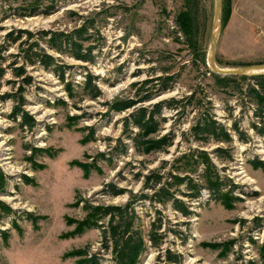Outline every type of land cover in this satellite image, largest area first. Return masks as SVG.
<instances>
[{
    "label": "rangeland",
    "instance_id": "rangeland-1",
    "mask_svg": "<svg viewBox=\"0 0 264 264\" xmlns=\"http://www.w3.org/2000/svg\"><path fill=\"white\" fill-rule=\"evenodd\" d=\"M214 14L215 0H0V264H116L83 222L128 204L146 243L136 264H264V116L234 86L252 75L223 87L211 74ZM89 49L92 62L75 57ZM215 62L264 65V0H222ZM120 100L134 104L111 111ZM210 118L232 142L196 135Z\"/></svg>",
    "mask_w": 264,
    "mask_h": 264
},
{
    "label": "trees",
    "instance_id": "trees-1",
    "mask_svg": "<svg viewBox=\"0 0 264 264\" xmlns=\"http://www.w3.org/2000/svg\"><path fill=\"white\" fill-rule=\"evenodd\" d=\"M21 33V32H20ZM21 35H18L17 38H19ZM16 38V39H17ZM91 53V49L86 54H82V51H79L77 54H75V57H77L80 60L84 61H93V58H89ZM34 55V53H33ZM36 56V55H35ZM44 63L46 61L42 60ZM214 80L219 86L227 87L229 83H234L235 78L232 76H223L220 74H216L214 72H211ZM88 78V84H91L93 82V78L91 76H87ZM247 77L240 76L241 81H245ZM253 80V84L250 82L246 84V90L241 89V84L238 82L234 83V86L237 90H239L240 93L244 94V96L249 100V102L255 104L258 106V110H256V115L264 116V75H256L251 76L250 78ZM172 87V84L165 83L163 86V91L168 90ZM96 89V87L94 86ZM100 96V93L96 91L95 94H92V97L94 99L98 98ZM149 96H144L143 99H147ZM176 101L174 99H171L169 101L163 102L161 104L156 105V108L153 112H156V114H159L163 108V106H167L170 109L175 108ZM134 104L133 101L127 100H120L113 103L110 110L114 112H122L126 109L130 108ZM148 112L145 109H139L135 114L132 115V122L135 126L138 127V129L143 132L149 130V125L152 121V117H150L147 120ZM193 130L195 131L196 135L202 137H211L215 138L216 141L219 142H232V137L230 133L225 129L224 126L216 122L214 119H207L203 123H200L196 125ZM155 132V131H154ZM151 131V133H154ZM150 133V132H149ZM241 135V134H240ZM135 139V137L133 138ZM158 144H167L166 140L158 141L156 142ZM145 144V143H144ZM211 173L210 168H206L205 173L207 172ZM203 174V177H207V188L216 196V199H219L222 201L224 198L223 195H221L218 183H214L210 180V176ZM180 184H186V187L190 191L188 195L191 199L198 198L201 193V188L197 182H195L190 177H185L179 179ZM106 192V191H105ZM110 192L114 196H118L122 193L121 190L117 189L114 186H110ZM173 207L180 211L184 216H189L192 214V212L184 205L183 202L180 200L175 199L173 196L171 197ZM225 203V202H223ZM95 211V215H100L99 218L102 217H110L109 221L103 224H98L96 221H98L96 218L94 220L88 219L83 222L84 228H99L102 229V236L103 239L110 242L112 241L115 244V260L116 264H136L139 256L146 250V243L143 238V236L140 234V232L133 230V215L134 210L131 207L130 204L122 207V206H97L93 208ZM91 221H95L96 223H91ZM160 227V226H158ZM150 241L152 246L156 247L158 243L156 242V239L151 234L150 235ZM170 261H176L175 258H170ZM91 264H99L96 259H91L89 261Z\"/></svg>",
    "mask_w": 264,
    "mask_h": 264
},
{
    "label": "water",
    "instance_id": "water-1",
    "mask_svg": "<svg viewBox=\"0 0 264 264\" xmlns=\"http://www.w3.org/2000/svg\"><path fill=\"white\" fill-rule=\"evenodd\" d=\"M221 18H222V0H215V14H214V25L215 31H213L211 38V45L209 50V65L212 72L220 74L223 76H256L264 75V65L245 67V68H236V69H222L217 66L215 62V53L218 44V39L220 36L221 29Z\"/></svg>",
    "mask_w": 264,
    "mask_h": 264
},
{
    "label": "bare ground",
    "instance_id": "bare-ground-1",
    "mask_svg": "<svg viewBox=\"0 0 264 264\" xmlns=\"http://www.w3.org/2000/svg\"><path fill=\"white\" fill-rule=\"evenodd\" d=\"M4 160H6V159H4ZM236 174L239 175V174H241V173L238 172V173H236Z\"/></svg>",
    "mask_w": 264,
    "mask_h": 264
}]
</instances>
